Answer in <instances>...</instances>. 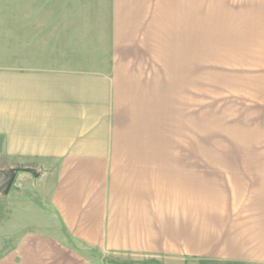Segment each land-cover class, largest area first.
I'll use <instances>...</instances> for the list:
<instances>
[{
	"label": "crops",
	"instance_id": "1",
	"mask_svg": "<svg viewBox=\"0 0 264 264\" xmlns=\"http://www.w3.org/2000/svg\"><path fill=\"white\" fill-rule=\"evenodd\" d=\"M90 11L0 0L1 152L35 170L40 194L13 203L18 237L0 264H108L36 229V206L104 254L264 264V0H110ZM209 86L232 99L216 106L231 149H202Z\"/></svg>",
	"mask_w": 264,
	"mask_h": 264
},
{
	"label": "rangeland",
	"instance_id": "2",
	"mask_svg": "<svg viewBox=\"0 0 264 264\" xmlns=\"http://www.w3.org/2000/svg\"><path fill=\"white\" fill-rule=\"evenodd\" d=\"M65 6H78L80 8H90L91 13L96 11L98 14L103 11L104 8H108L110 4V0H64ZM95 15L96 19L98 15ZM86 17V16H82ZM160 82H161V94H160V106H166V89L163 88L162 85L166 86V65L167 61V48H160ZM158 53V54H159ZM158 64H156L157 66ZM155 66V67H156ZM183 73H182V61L181 57L178 54V50L176 51V99H175V106H184V94L183 90ZM208 100L207 105L209 106V126H208V133H209V144L207 148L202 147V149H231V135H223L225 128L220 121V125L217 123L216 119V106H228L226 104H230L229 102L232 101L229 97H223L222 95H218L215 88L209 86L208 91ZM191 101L186 100V104L190 103ZM204 106V102L199 104L198 106ZM193 106V103H192ZM218 107V108H220ZM221 109V108H220ZM225 113L230 115V110L225 111ZM216 123L218 124V130L220 133H216ZM194 130V129H193ZM194 133V131H193ZM1 142H0V166L3 167L4 170H8L12 168L9 165L8 160L6 157L3 156V152H1ZM205 145V144H203ZM193 149H200L199 142L193 136ZM37 176H34L32 173H28L27 171H19L16 175V179L12 185V193L7 194L4 196L0 195V254L5 251L8 247H10L15 241L18 234L13 236L11 231V224L13 223V217L10 215V211L13 210V203L16 200H30L36 199L39 200L40 194L36 190V182ZM36 206V205H35ZM38 212L36 213L37 217L40 219V225L36 229H40L41 231H45L49 234L57 235L62 238L68 245L71 247L81 251L87 256H90L96 260L103 261L104 263L108 264H164V262L160 259L144 257V256H136V255H124V254H104L98 250H94L88 248L72 238L67 234L65 231L61 221L59 220L58 216L50 209L49 212L46 213L44 210L39 209L36 206Z\"/></svg>",
	"mask_w": 264,
	"mask_h": 264
},
{
	"label": "water",
	"instance_id": "3",
	"mask_svg": "<svg viewBox=\"0 0 264 264\" xmlns=\"http://www.w3.org/2000/svg\"><path fill=\"white\" fill-rule=\"evenodd\" d=\"M20 170L35 174V170L31 168L12 167L8 170L0 169V194L7 195L9 193L15 181L16 174Z\"/></svg>",
	"mask_w": 264,
	"mask_h": 264
}]
</instances>
